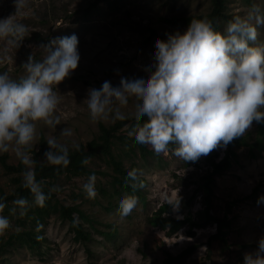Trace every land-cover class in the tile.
I'll use <instances>...</instances> for the list:
<instances>
[{"label": "rangeland", "instance_id": "rangeland-1", "mask_svg": "<svg viewBox=\"0 0 264 264\" xmlns=\"http://www.w3.org/2000/svg\"><path fill=\"white\" fill-rule=\"evenodd\" d=\"M115 0H27L26 6L15 14L13 0H0V18L14 15L13 20L27 26V32L20 44L7 45L0 39V72L17 79L24 75L22 64L30 53L35 59L43 55L40 46L54 37L75 34L78 39L79 60L77 67L56 85L59 103L54 114L60 123L53 127L36 122L35 135L31 148L40 149V138H55L58 143L74 149L73 144L86 145L99 136V124L111 126L119 119H128L120 129L121 135L131 136V121L135 118L136 94L129 91L125 100H117L123 109L122 114L114 111L105 120L93 121L87 109V89L99 88L105 80L115 84L121 72L151 71L145 60L152 58L154 37L165 39V33L187 26H172L163 17L209 16L212 0H121L116 10L110 4ZM258 6L264 12V0H227L226 12L244 17L251 7ZM226 20H220L217 30H222ZM255 43H264V24L256 27ZM71 129V136L60 134L63 128ZM258 125L252 122L243 135L250 134L256 139ZM251 141V142H252ZM112 153L116 160L122 161L125 169L137 170L138 192H128L120 185H113V178L119 175L107 154H98L89 161V168L95 170V196L87 198L82 185L88 176L70 177L62 175L54 187L55 199L63 205H78L92 220L85 227L91 232L92 239L83 243L75 240V234L67 221L58 215H51L41 225L33 227L31 221L22 225L20 208L9 202L0 210V215L9 220V227L0 237L5 241L11 235L30 229L41 230V245L36 250L29 245H21L16 240L0 254V264H244V254L257 247V241L264 236V200L254 202L247 199L253 190L260 186L258 196L264 197V154L250 147L238 149L233 166L216 178L214 185L213 208L211 214L223 217L228 213L231 219L225 241L211 239L217 232L215 224L193 228L194 236H188V225L176 234L168 236L167 231L151 226L147 218L167 202V195L173 201L180 197L179 207L170 215L182 219L188 213L196 218L204 206L203 192L190 201L201 177L212 168L211 159L223 157L225 147H216L196 161H183L167 152L142 155L134 142L115 140ZM150 149L151 146L148 145ZM5 153V152H4ZM10 164L20 161L10 146L7 151ZM252 153L256 157H251ZM3 153H0L2 155ZM44 154V153H43ZM40 156L41 162L50 164ZM218 155L217 157H214ZM32 158V155L30 154ZM34 166V164H33ZM0 163V188L5 195L13 193L12 179ZM142 185V186H141ZM121 195H135L137 204L126 215L119 214L117 198ZM143 197L145 199H143ZM33 207L27 203L24 209ZM15 209V211H11ZM24 213V212H23ZM103 233H113L108 238ZM197 244L193 253L179 259L177 256L189 246ZM92 251V255L89 251Z\"/></svg>", "mask_w": 264, "mask_h": 264}, {"label": "clouds", "instance_id": "clouds-1", "mask_svg": "<svg viewBox=\"0 0 264 264\" xmlns=\"http://www.w3.org/2000/svg\"><path fill=\"white\" fill-rule=\"evenodd\" d=\"M13 4L17 14L27 0H13ZM14 15L0 18V39H6L10 46L20 44L27 32L25 24L13 20ZM261 24L264 12L253 5L244 17L228 20L222 30L214 29L207 17L192 18L183 31L165 33V39L154 37L152 58L145 60L151 71L121 72L115 84L105 80L98 89H87L90 119L105 120L112 111L122 114L123 109L115 102L125 100L131 91L136 99L129 130L135 126L132 137L138 144L150 145L157 154L167 152L173 144L174 155L193 162L218 146H227L242 136L253 120L261 122L264 118V43H255L256 27ZM77 44L75 34L54 37L40 46L43 55L39 59L28 55L22 64L24 75L13 79L0 72V153L13 148L25 165L23 186L38 206H43L46 195L27 150L32 146L36 122L53 128L60 123L54 114L59 103L56 85L77 67ZM141 116L146 119L138 122ZM60 134L71 136V129L65 127ZM46 143L44 160L66 166L67 146L55 138H48ZM73 147L79 149L77 144ZM81 163L87 164L88 158ZM125 174L137 180L135 168L126 169ZM94 182L95 175L89 174L82 185L87 198L96 194ZM163 199L173 210L178 209V195L174 201L167 195ZM12 203L23 214L28 201L20 197ZM136 204L135 195L117 198L121 216L128 215ZM4 207L0 198V210ZM8 227V218L0 215V234ZM243 260L244 264H264V236Z\"/></svg>", "mask_w": 264, "mask_h": 264}, {"label": "trees", "instance_id": "trees-1", "mask_svg": "<svg viewBox=\"0 0 264 264\" xmlns=\"http://www.w3.org/2000/svg\"><path fill=\"white\" fill-rule=\"evenodd\" d=\"M121 0H115L114 3L110 4L111 9L116 10L118 2ZM227 0H212L213 8L209 16H188V17H163L161 20L172 26H187L188 21L192 18H203L207 17L212 21L214 29H218L220 25V20L224 19L226 21L230 20L232 17L228 14L226 10ZM146 117L141 116L138 122H143ZM128 119H119L111 126H107L103 123L99 124V136L92 139L86 145H80L79 149H69L68 148V160L69 163L66 166L53 165L41 162L40 156L48 150V145L44 136L40 138V149L37 151L34 148H28L29 154L32 155L34 160V170L36 179L41 182L42 191L46 195L43 206H38L34 202L33 195L30 193L28 188L23 186L22 173L25 169V165L19 162L17 165L10 164L8 162L9 155L7 152L0 155V163L4 170L8 174L16 175L12 179L13 183V193L11 195H5V192L0 188V198L3 199L5 206L9 205L11 200L24 197L29 204L33 207H28L24 210V216L20 218L22 225H26V221H31V226L41 227V225L46 221L48 217L55 214L58 215L62 221H67L69 223V228L75 234V240L86 243L91 241L92 234L85 227L86 222H91L92 220L86 215V213L80 209L78 205H63L60 204L55 199L54 187L56 182L62 175H67L70 177H82L88 176L89 174H96L95 170L89 168V161L96 157L98 154H107L110 156L111 161L115 165V170L119 175L114 176L113 185H120L121 189L128 192H138L137 187H133L129 181H132L125 174V167L120 160H116L112 153V147L116 143L115 140H119L125 143L128 141H133L136 146H138L142 152V155H154L152 149L145 144H138L133 137L119 134L120 129L126 124ZM253 122H256L253 120ZM258 125L257 137L256 139L251 138L250 134L242 135L240 137L234 138L231 142L225 146V153L219 161L211 159L209 162V167L212 168L206 175L202 176V184L200 183L196 188L194 194L190 197V201L197 197V193L203 192L204 197V208L197 212L196 218L193 219L190 213L187 216L180 218H175L170 215L171 205L168 203L162 204L154 214L147 218V223L151 226L160 227L166 230L167 235L171 236L176 234L185 225H188L189 229L187 231L188 236H194L193 228H202L204 226L215 224L217 232L211 236V239H221L225 241V236L229 232L231 226V219L228 213L231 211V207L227 206V213L223 217H218L211 214L213 208V198H214V185L216 183V178L222 176L225 171L229 170L234 163L235 158L238 155V149L246 146L250 147L252 150H256L259 154H264V118L261 122H256ZM135 126H132L134 131ZM252 141V142H251ZM170 144L169 147H172ZM160 155V153H159ZM215 155L214 157H217ZM85 157L88 158L87 164H82L81 161ZM251 157H256L252 153ZM144 180V178H137V180ZM136 180V181H137ZM135 182V181H133ZM260 186L253 190L252 194L247 196V199L258 201V190ZM143 199H145L143 197ZM41 230L30 229L27 231H21L10 236L8 240H4L0 237V254L5 252L9 245H14L17 240L21 245H29L30 249L36 250L41 245V241L37 238L40 237ZM108 238H110L113 233H103ZM198 245L194 244L185 249L176 258L179 259L183 256L193 253L197 249ZM92 255V251H89Z\"/></svg>", "mask_w": 264, "mask_h": 264}]
</instances>
